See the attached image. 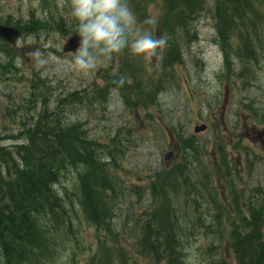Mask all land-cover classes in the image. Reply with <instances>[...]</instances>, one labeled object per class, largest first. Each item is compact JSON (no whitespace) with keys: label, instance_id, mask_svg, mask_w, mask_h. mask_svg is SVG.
<instances>
[{"label":"trees","instance_id":"trees-1","mask_svg":"<svg viewBox=\"0 0 264 264\" xmlns=\"http://www.w3.org/2000/svg\"><path fill=\"white\" fill-rule=\"evenodd\" d=\"M127 2L141 29L151 32V25L143 23L149 17L148 6L155 5L158 13L156 31L166 43L159 52L156 51L158 72L153 84H144V72L139 62L125 50L111 58L112 61L114 57L118 59L115 72L105 77L110 68L103 70V86L93 89L89 95L83 90L58 99L54 111L48 110L43 96L44 106L30 122L22 121L16 133L0 136V264L52 262L58 253L57 237L60 231L71 232L73 218L104 233L97 244L96 264H140L121 242L128 241L124 236L126 233L117 231L114 224L120 199L125 198L127 192L139 200L144 194L150 197L140 217L136 219L131 210L126 216L132 220L129 230L134 233L129 235L128 231V242L137 255L149 260L145 264H185L183 249L197 227H203L207 236H218L214 239L216 243L207 246V257L217 258H210L206 264H229L218 251L222 241H225L234 264H264V193L259 187L245 196L238 190L232 175V219L225 230L220 219L224 208L213 196L211 182L201 183L190 176L188 157L197 162L201 150L192 137L182 138L177 133L183 158L169 169L155 173L144 187H126L117 174V162L124 155V147L115 140L111 145H103L89 137L84 124L66 119L62 110L64 105L74 102L103 104L112 90H117L129 110L147 111L158 103L165 86L176 78L175 66L184 64L182 44L195 40L193 23L203 12H208L214 21L216 41L224 56L222 78L235 77L245 90L248 89L256 81L255 70L250 68L258 67L261 60L264 0H215L211 7L207 0ZM0 24L13 26L22 35L35 37L50 31L63 36L74 33V27L71 29L63 17L50 16L47 21L39 19L32 11L22 23L6 18L0 20ZM0 56L4 57L0 62L1 72L12 73L19 56L15 48L0 41ZM234 63L236 68H233ZM35 77L31 87L46 91L44 80ZM131 95L133 98L129 99ZM243 110L264 124V105H256L251 100L243 105ZM147 118L154 120L150 114ZM4 142L11 144L4 146ZM218 151H222L221 146ZM250 167L246 166V170L250 171ZM72 169L77 179L71 193L75 201L69 197L68 189L62 191L59 186L61 179ZM232 173L241 181L237 168H232ZM200 188L213 197L208 203L216 215L210 221H204L206 218L201 219L199 209L191 205L196 219L181 223L185 214H179L174 197L182 194L187 203L192 196L194 202L200 197ZM129 205L131 207V203ZM223 231L227 234L224 239Z\"/></svg>","mask_w":264,"mask_h":264},{"label":"rangeland","instance_id":"rangeland-1","mask_svg":"<svg viewBox=\"0 0 264 264\" xmlns=\"http://www.w3.org/2000/svg\"><path fill=\"white\" fill-rule=\"evenodd\" d=\"M207 1L211 7L214 0ZM69 3L70 0H0V20L10 18L11 21L22 23L28 12L32 11L39 19L47 21L50 16L63 17L72 29L74 22L67 15ZM155 9V6L154 9L150 7V14L157 18L158 13ZM193 24L195 40L187 45L182 44L184 64L175 67L176 78L165 86L157 104L147 111L129 110L117 90H114L115 92L111 93L103 104L82 105L74 102L64 105L62 107L64 117L83 123L89 137L103 145H111V141L115 140L124 147V155L117 162L119 165L117 174L129 187L145 186L154 171L162 170L179 159L181 154L174 151L178 146L177 133L194 136L199 143H206V152L202 157L203 170L213 180V187L219 199L226 198L227 191L223 182V172L214 166L213 161L217 155L213 147L216 138L212 123H215L218 136L224 138L227 144L224 149L229 160L238 166L239 177L245 185V194L248 195L255 187H259L264 193V149L255 139V134L264 129V124L256 120L259 118L243 110V105L251 100H254L256 105H264V27L260 30L262 47L259 49L261 58L259 68H256L257 66L250 68L255 70L256 81L245 90L235 77L228 81L222 78L225 70L222 50L216 41L214 21L208 12L199 14ZM156 27L157 25L153 24L154 34L159 39L162 36L157 33ZM69 35L63 36L50 31L40 33L36 37L26 34L19 38L15 46L19 55L14 63L15 69L12 73H2L0 70V136L16 133L20 129V122H30L44 103L49 111H54L57 100L70 93L84 90L89 95L93 89L103 86L105 82L101 77L103 70L110 68L105 77L115 72L118 65L117 57L113 58V61L100 63L88 75L75 71L68 63L70 54L61 53V48ZM36 52L46 60L45 64L37 63L34 56ZM158 59L155 54L149 58L140 57L139 64L144 72L142 78L144 84L148 82L153 84L158 72ZM3 61L4 57L0 56V62ZM233 68H236V63ZM35 75L44 80L46 91L31 87ZM43 96L46 97L44 103ZM132 98V95L129 96V99ZM147 114L152 115L154 120L147 118ZM202 123L207 125V130L202 134H194L193 128ZM10 144L3 143L4 146ZM235 144L236 147L233 149ZM170 151L174 152L171 161H163L162 154ZM245 158L252 162L250 173L244 168L247 163ZM234 178L237 181V177ZM76 182V173L72 169L65 174L59 184L62 191L68 189L69 197L74 201L71 193L74 192ZM242 184L240 187H243ZM128 198L133 203L131 207ZM128 198L120 200V209L114 224L117 231L122 230L126 233L124 236L129 241V235L134 233L129 230L132 220L126 216L131 210L136 219L140 217L148 206V199L142 197L139 200L132 194ZM175 201L176 205H181L178 197ZM190 214L194 215L192 211ZM203 214L211 219L212 211L207 204ZM227 217L232 218V214L228 213ZM183 222L185 220H182ZM72 223L71 232L67 229L60 231L57 237L58 253L48 264H96L94 258L98 256L97 244L102 235L81 219L73 218ZM198 230L200 233H194L184 246L187 264H206L210 258H217L210 255L207 257V246L211 242L216 243L213 241L214 236L205 235L202 228ZM223 237H226V233ZM128 241L126 239L121 242L133 259L140 264L148 263V259L135 253L131 242ZM220 243L222 247L219 251H222L232 264V257L226 250L225 242ZM62 257L64 259H61Z\"/></svg>","mask_w":264,"mask_h":264},{"label":"clouds","instance_id":"clouds-1","mask_svg":"<svg viewBox=\"0 0 264 264\" xmlns=\"http://www.w3.org/2000/svg\"><path fill=\"white\" fill-rule=\"evenodd\" d=\"M67 7L78 38L68 63L78 73L88 75L100 63H107L125 50L131 56L149 58L165 46L163 38H154L149 30L137 26L127 0H70ZM156 22L154 16L143 21L146 25ZM34 56L37 63H46L39 52Z\"/></svg>","mask_w":264,"mask_h":264},{"label":"water","instance_id":"water-1","mask_svg":"<svg viewBox=\"0 0 264 264\" xmlns=\"http://www.w3.org/2000/svg\"><path fill=\"white\" fill-rule=\"evenodd\" d=\"M19 35H20V31L18 29L0 25V39L3 40L5 43L9 45H14ZM77 46H78V38L74 34L67 40L66 44L62 47V52L71 53L72 51L75 50ZM204 129L205 127L202 125L195 128V132H200L203 131ZM258 138L264 147V130L258 134ZM171 155H172L171 153L166 154L164 156V160L169 159Z\"/></svg>","mask_w":264,"mask_h":264}]
</instances>
